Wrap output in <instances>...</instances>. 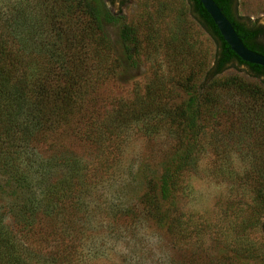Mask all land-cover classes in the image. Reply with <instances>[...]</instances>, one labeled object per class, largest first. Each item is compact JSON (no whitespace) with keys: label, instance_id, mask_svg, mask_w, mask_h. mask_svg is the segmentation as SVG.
Returning <instances> with one entry per match:
<instances>
[{"label":"rangeland","instance_id":"rangeland-1","mask_svg":"<svg viewBox=\"0 0 264 264\" xmlns=\"http://www.w3.org/2000/svg\"><path fill=\"white\" fill-rule=\"evenodd\" d=\"M47 3L0 0L3 41L10 47L54 41ZM107 5L118 16L103 25L108 66L86 72L76 116L36 133L28 128L27 144L20 133L6 136L0 129V227L41 252L66 227L74 264H264V116L244 124L227 100L214 115L204 114L195 146L175 177L171 228L152 218L141 196L175 154L176 137L164 129L167 117L153 112L114 124L103 136L98 131L114 109L146 96L149 110L160 93L158 110L184 101L187 91L177 80L193 73L198 88L217 47L193 15L191 0ZM235 11L247 24L264 25V0H236ZM69 16L59 15L57 24L85 38L88 15L73 10ZM122 24L131 27L126 50ZM234 74L258 82L243 66H229L219 79ZM48 191L54 195L50 202L72 205V222L62 216L56 223L44 214Z\"/></svg>","mask_w":264,"mask_h":264},{"label":"trees","instance_id":"trees-1","mask_svg":"<svg viewBox=\"0 0 264 264\" xmlns=\"http://www.w3.org/2000/svg\"><path fill=\"white\" fill-rule=\"evenodd\" d=\"M107 1L114 0H51V3H47L51 33L56 37L54 41L47 39L38 43L34 39L33 44L10 47L0 37V129L4 135L20 133L19 138L23 140L21 143L27 144L30 139L27 137L28 128H34L36 133L45 125L68 124L76 116L83 99L80 89L89 80L85 79L86 72L92 67L105 71L108 66L109 42L104 35L103 25L117 22L118 16L109 9ZM214 2L231 22L243 44L264 54V25L243 22L235 11L236 0ZM191 8L193 15L217 47L201 85L198 88L195 86L193 73L180 76L177 84L187 91L184 101L158 110L156 107L160 105V93L159 96L157 94L159 98L153 97L152 107L155 108L149 110L144 104L145 99L148 100L151 96L148 99L146 96L144 100H135L130 105L114 109L112 115L115 116L104 120L98 131L103 136L104 129H110L114 124L116 127L127 125L153 112L167 117L168 124L164 129L176 137L175 154L164 164L162 172L153 180L155 183L148 182V187L141 196V204L152 218L170 228L168 208L175 204L172 196L175 177L185 167L195 146L203 115H214L219 104L227 100L226 103L231 108L237 106L244 124L254 122L259 114L264 116V66L245 62L230 49L199 0H191ZM73 10L88 15L89 31L85 38L69 34L67 29L57 24L60 18L70 19L69 15ZM130 30L131 27L127 24L120 27L125 50ZM60 38L64 41L59 43ZM90 57L97 60L96 64L89 65L87 60ZM229 66H243L258 82L246 81L237 74L219 79ZM115 133L114 131L107 136L112 138L117 135ZM17 148L18 145H15L13 149ZM259 194L264 198V188ZM45 198L48 201L44 204L43 211L47 217L56 223L62 216L72 222V205L63 208L55 201L50 202L54 199L53 191H48ZM261 226L264 234V219ZM65 228L61 227L60 236L51 249L41 252L1 226L0 264H74L71 257L74 245L69 240V234L64 231Z\"/></svg>","mask_w":264,"mask_h":264},{"label":"water","instance_id":"water-1","mask_svg":"<svg viewBox=\"0 0 264 264\" xmlns=\"http://www.w3.org/2000/svg\"><path fill=\"white\" fill-rule=\"evenodd\" d=\"M205 11L219 30L223 40L230 49L243 61L264 66V54L247 48L235 32L231 22L222 13L214 0H199Z\"/></svg>","mask_w":264,"mask_h":264}]
</instances>
